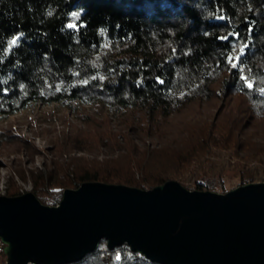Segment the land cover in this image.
I'll return each mask as SVG.
<instances>
[{"label": "trees", "instance_id": "1", "mask_svg": "<svg viewBox=\"0 0 264 264\" xmlns=\"http://www.w3.org/2000/svg\"><path fill=\"white\" fill-rule=\"evenodd\" d=\"M210 100L216 115H176ZM52 104L124 117L120 130L101 122L113 129L95 141L75 137L77 153L108 159L35 184L43 205L86 182L220 192L227 181L264 182V0H0V118ZM74 264L154 263L102 240Z\"/></svg>", "mask_w": 264, "mask_h": 264}, {"label": "water", "instance_id": "2", "mask_svg": "<svg viewBox=\"0 0 264 264\" xmlns=\"http://www.w3.org/2000/svg\"><path fill=\"white\" fill-rule=\"evenodd\" d=\"M102 240L154 264H264V182L225 193L86 182L55 206L0 196L4 264H74Z\"/></svg>", "mask_w": 264, "mask_h": 264}, {"label": "rangeland", "instance_id": "3", "mask_svg": "<svg viewBox=\"0 0 264 264\" xmlns=\"http://www.w3.org/2000/svg\"><path fill=\"white\" fill-rule=\"evenodd\" d=\"M82 14L81 10L71 12L66 18L67 27L75 25ZM15 38L19 39L17 36ZM9 47H13L10 41ZM73 106L72 111L55 104L29 105L15 115L0 118V196L12 197L7 195L8 191H16L18 196L26 192L34 195V185L42 180L62 182L81 173L87 164L103 163L108 159L103 155V150L77 153L72 148L77 145L73 141L76 136L95 141L101 134H108L109 129H113L102 126L101 122L120 130L117 124L124 115L117 113L113 116L106 108ZM219 106L217 100L196 101L176 115H216ZM181 117L177 116L175 122L180 121ZM176 181L185 188H192V183ZM45 186L42 191L50 192L52 188L46 189ZM235 187L236 181H227L224 190L227 192Z\"/></svg>", "mask_w": 264, "mask_h": 264}, {"label": "snow or ice", "instance_id": "4", "mask_svg": "<svg viewBox=\"0 0 264 264\" xmlns=\"http://www.w3.org/2000/svg\"><path fill=\"white\" fill-rule=\"evenodd\" d=\"M221 19L223 18V17H220ZM69 27H75V25H69ZM17 40H18V38H14L12 41H10V46H14L16 43H17ZM241 52H243V48L241 49ZM232 67H236V64L235 63H233L232 64ZM243 79V78H242ZM249 88H251L252 87V85L251 84H248L247 85Z\"/></svg>", "mask_w": 264, "mask_h": 264}, {"label": "clouds", "instance_id": "5", "mask_svg": "<svg viewBox=\"0 0 264 264\" xmlns=\"http://www.w3.org/2000/svg\"><path fill=\"white\" fill-rule=\"evenodd\" d=\"M7 245H0V253H3L4 255H7V252H5V249L7 248Z\"/></svg>", "mask_w": 264, "mask_h": 264}]
</instances>
